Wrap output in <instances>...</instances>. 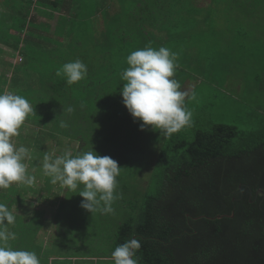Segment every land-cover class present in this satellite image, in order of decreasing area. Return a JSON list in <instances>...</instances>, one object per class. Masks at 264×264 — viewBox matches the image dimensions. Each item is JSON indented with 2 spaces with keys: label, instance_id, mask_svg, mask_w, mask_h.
I'll list each match as a JSON object with an SVG mask.
<instances>
[{
  "label": "trees",
  "instance_id": "obj_1",
  "mask_svg": "<svg viewBox=\"0 0 264 264\" xmlns=\"http://www.w3.org/2000/svg\"><path fill=\"white\" fill-rule=\"evenodd\" d=\"M1 3L0 53L20 54L22 62L7 63L11 75L0 74V93L20 95L33 106L34 113L25 121L45 131L31 145L41 147L38 138L47 133L75 141L77 147L64 154L93 150L107 155L121 166L119 181L125 171L130 172L126 167L131 161L138 159L133 148L141 136V122L133 120L120 94L128 55L146 47L170 49L173 40L203 37L207 32L218 36L222 30L214 21H226L246 2L210 0L206 8H199L197 0ZM112 3L118 9L110 14ZM215 6L228 7L221 14ZM99 14L102 31L96 27ZM210 21L213 27L205 31L204 24ZM76 59L87 65V76L69 86L56 72ZM68 106L73 113L66 112ZM61 121L68 126L61 127ZM189 134L185 138L182 129L173 133L167 149L155 156L154 168L141 185L142 199L133 206L135 214L117 226L114 247L138 239L139 264H264V123L247 131L212 123ZM42 184L49 200L52 178L44 173ZM21 190L14 186L0 190V203L15 216L14 224L3 226L16 234L8 244L14 250L35 252L40 264H47L49 255L38 230L54 221L59 231L57 220L66 198L81 203L83 197L64 188L63 196L53 195L57 202L47 219L44 207L30 211L32 215L28 210L12 211L24 204L26 189Z\"/></svg>",
  "mask_w": 264,
  "mask_h": 264
},
{
  "label": "rangeland",
  "instance_id": "obj_2",
  "mask_svg": "<svg viewBox=\"0 0 264 264\" xmlns=\"http://www.w3.org/2000/svg\"><path fill=\"white\" fill-rule=\"evenodd\" d=\"M261 1L245 0L246 3L239 6L237 12L233 10L231 18L214 21L216 28L222 30L218 36L207 32L203 37L193 35L191 38H180V41L173 40L174 47L170 45L171 51L178 54L174 78L180 82L182 91L187 92L189 97H195L185 101L187 109L192 112L191 124L182 128L185 138L190 137L189 132L193 129L207 128L212 123L232 125L243 131L255 129L264 123V5L260 4ZM209 2L210 0H197V5L199 8H206L210 7L206 6ZM110 5L111 14L118 6L115 3ZM0 6L4 4L1 3ZM227 7L214 8L223 14ZM39 21L45 22L43 18ZM96 21L98 31H102L104 21L100 14ZM51 23L53 22L50 21ZM204 25L205 31L213 27L211 21L209 25ZM5 52L0 53V74L9 77L11 69L7 63H21L22 56L17 53L10 56L8 51ZM139 129L140 141L133 148L138 159L132 160L126 167L130 172L125 171L122 174L124 179L121 180L125 181V185L121 180L118 181L116 193L119 198L112 204L114 211L106 215L90 213L74 197L73 203L71 198H66V202L60 207L57 220L61 229L58 231L59 225L53 221L48 227L38 230V236L47 240L44 247L51 257L50 260L45 257L47 264H114L111 254L115 249L117 226L128 216L135 214L133 206L142 199L145 177L154 168L155 156L161 150L167 149V142L174 139L173 136L167 137L150 126L141 129L139 124ZM43 130L25 121L19 129V135L12 138L17 147L23 146L28 150V156L23 162L27 175L35 178L33 188L25 183L11 185L26 189L22 193L24 204L21 207L13 206L12 211L20 213L28 210L27 214L32 215L30 211L44 207L45 217L50 219L57 202L53 195L63 196L64 188L59 182L53 183L51 192H47L51 194V198L47 200L44 197L47 194L40 189L45 173L44 156H62L70 147H77L78 144L47 133L38 138L42 145L35 149L31 143ZM82 189L80 187L78 190ZM71 206L73 208L69 210ZM42 231L46 234L41 233Z\"/></svg>",
  "mask_w": 264,
  "mask_h": 264
},
{
  "label": "clouds",
  "instance_id": "obj_3",
  "mask_svg": "<svg viewBox=\"0 0 264 264\" xmlns=\"http://www.w3.org/2000/svg\"><path fill=\"white\" fill-rule=\"evenodd\" d=\"M126 59L129 67L121 74L125 83L120 94L133 120L141 122L140 128L150 126L170 137L189 126L192 112L185 101L195 97L182 91L180 82L174 78L178 54L163 46L158 50L146 47L133 51ZM87 72V65L76 59L65 63L56 75L66 77V83L71 86L85 79ZM66 112L71 114L74 108L68 106ZM33 113L34 108L26 98L10 92L0 93V189H7L13 183L32 185L35 181L27 175L23 162L28 150L12 141L19 135L27 116ZM60 126L68 125L61 121ZM43 169L52 183L59 182L66 190L83 197L80 204L83 209L105 215L114 211L112 204L119 198L116 189L121 166L113 158L93 150L75 156L71 153L56 157L45 155ZM81 185L83 189L77 191ZM14 223L15 216L0 203V264H40L35 252L9 246L8 241L15 240L16 234L3 226ZM140 248L136 238L118 245L111 254L114 264H139L136 253Z\"/></svg>",
  "mask_w": 264,
  "mask_h": 264
},
{
  "label": "crops",
  "instance_id": "obj_4",
  "mask_svg": "<svg viewBox=\"0 0 264 264\" xmlns=\"http://www.w3.org/2000/svg\"><path fill=\"white\" fill-rule=\"evenodd\" d=\"M38 233H39V232H38ZM41 233H43V234H46V232H45V231H44V232L42 231ZM39 234H40V233H39ZM39 234H38V235H39ZM44 236H45V235H44ZM44 242H47V240H46V238H44V237H43V246H44V245H46ZM45 248H46V247H44V249H45ZM50 255H51V253H50ZM48 259L50 260V259H51V257H50V256H48ZM49 263H50V262H49Z\"/></svg>",
  "mask_w": 264,
  "mask_h": 264
},
{
  "label": "bare ground",
  "instance_id": "obj_5",
  "mask_svg": "<svg viewBox=\"0 0 264 264\" xmlns=\"http://www.w3.org/2000/svg\"><path fill=\"white\" fill-rule=\"evenodd\" d=\"M121 16V15H120ZM113 31V30H112ZM74 39V38H73ZM47 53V52H46ZM53 53V52H52Z\"/></svg>",
  "mask_w": 264,
  "mask_h": 264
},
{
  "label": "water",
  "instance_id": "obj_6",
  "mask_svg": "<svg viewBox=\"0 0 264 264\" xmlns=\"http://www.w3.org/2000/svg\"><path fill=\"white\" fill-rule=\"evenodd\" d=\"M220 217V216H219Z\"/></svg>",
  "mask_w": 264,
  "mask_h": 264
}]
</instances>
